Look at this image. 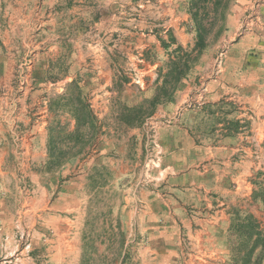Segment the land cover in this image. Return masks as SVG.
<instances>
[{"label": "crops", "instance_id": "obj_1", "mask_svg": "<svg viewBox=\"0 0 264 264\" xmlns=\"http://www.w3.org/2000/svg\"><path fill=\"white\" fill-rule=\"evenodd\" d=\"M197 1L0 0V254L83 264L92 199L117 208L107 239L119 224L137 264H225L236 217L264 234V0H221L222 53L167 85L177 49L197 57L198 22L219 0ZM76 95L95 139L47 171L79 125ZM149 124L165 153L154 182Z\"/></svg>", "mask_w": 264, "mask_h": 264}, {"label": "rangeland", "instance_id": "obj_2", "mask_svg": "<svg viewBox=\"0 0 264 264\" xmlns=\"http://www.w3.org/2000/svg\"><path fill=\"white\" fill-rule=\"evenodd\" d=\"M234 1L235 0H225L224 6L227 2L232 5ZM210 3L213 6H209L210 5L209 4L207 5V9L205 10V12L206 11L209 12L210 15L208 17L207 16L204 17L203 16L204 14H202L201 16L202 18H204L203 25H205V27L207 28V32L205 34V43L207 45V48L201 53L199 59L196 62V65L201 70H204L206 68L207 62H211V60L217 59V57H219L223 51V48L219 43V39L221 35L224 33L223 21H225V16L221 14L223 10L221 8L222 7L221 0ZM143 129L146 138V148H145L146 160L144 161L143 169L146 173L147 180H152V182H154L155 181L154 173L162 168V162L165 155L159 140L160 127L157 126V124H149L147 126H143ZM55 133L60 135L61 131ZM86 133L91 134L93 140L95 139L94 135L96 134V131H94V134L89 131H87ZM90 142H91V138H90ZM60 143H59L60 147H62L61 145L64 146L67 144L63 142H62L63 144ZM86 147L87 145L85 146L82 145L80 147L77 146V148L71 151V153L76 154L77 152H83L84 148ZM70 150H68L67 152H69ZM77 159H72L69 162L73 163L74 161H77ZM157 161L160 162V165L157 164ZM147 182L148 181H146V184ZM23 189L26 192L29 190L28 188H24V187ZM27 193L29 194V192ZM91 202H98V205L91 206L89 208L88 223L84 234L85 237H83V251L85 253L83 264H123L122 261L125 255L123 256L121 253H122L124 241L119 236V233H121V229L120 227L118 228V224H117V231L116 232L113 231L111 233L112 235L116 234L117 236L115 238L107 239L108 238L107 236H109L108 234H110L108 233L110 229L109 224L110 221L113 219V215L115 214L117 208L113 209L112 207V209H110L108 206H106L107 201L104 200L94 201L92 199ZM234 235L236 234L232 233L226 236L225 240L223 241L224 249H222V242L221 245H219L221 246V250H224L223 258L225 264H254V262L258 260L259 257H262V255L264 254V249L261 246H257L254 254H252L251 256V260L249 261L247 255L248 253H250L252 245L250 244L249 247H246V245H244L245 238L238 234L236 236ZM18 241L20 242L19 244L21 248L25 251L27 250V254H31V249L29 248V244L31 240L24 238V240L21 241L19 239ZM127 257L129 259V256ZM124 261H125L124 264L126 263L137 264L134 261L131 262V260H124ZM0 264H21V263H19V261L17 260V254L10 255L9 252V254L6 253L0 254ZM258 264H264V259L259 260Z\"/></svg>", "mask_w": 264, "mask_h": 264}, {"label": "trees", "instance_id": "obj_3", "mask_svg": "<svg viewBox=\"0 0 264 264\" xmlns=\"http://www.w3.org/2000/svg\"><path fill=\"white\" fill-rule=\"evenodd\" d=\"M208 1L209 0H198L197 5L205 4ZM198 17L200 19V16L196 14L195 19L197 21H198ZM203 21H204V18L200 19V21L198 22V41H197V44L194 50L197 52V55H196L197 57L192 56L194 52L184 53L182 48L177 49V52H179V55H178L179 57H177L178 60L176 62L171 63L172 66H171L170 72L172 73V77L170 78V80H168V78L165 79V84L168 85L170 82L172 83L174 79L177 80V77L174 78V73H176V76H181V75H185L186 72H189L191 67L194 64H196L201 53L207 48V45L205 43V34L207 32V28L205 27V25H203ZM73 88H74L73 90L76 91L77 89L76 84H73ZM165 97L167 98V95ZM68 103L71 104L70 105L72 106L71 108H73V106L75 105L78 106V107L75 106V108H73L71 112L75 116H77L79 125L77 126L76 131L73 134H71V136L66 137V139L62 140L63 143H70L71 146L69 149H63V147H60L59 144H57L54 147L55 151L53 152V156L51 155L47 163V166H46L47 171H50V172H54L60 169L61 166H63V164H66L68 161H71L73 157H76L78 154H80L81 152L72 154L71 151L77 148V146L80 147L82 145L84 146L88 145L90 142L89 135L91 134H87L86 132L89 131L94 134V131H95L94 130L95 127L93 125H91L90 127L84 128V126L87 123L94 120V117L92 116V113L88 110L86 105L83 104L80 95L73 96L72 98H70ZM69 104L66 105L65 103L64 106L69 107ZM58 106H61L60 101L58 103ZM139 113H141V111H139ZM68 150L70 151L67 152ZM67 155L70 156V158L67 159L66 158ZM258 197L263 201V204H264V192H261L258 195ZM119 227L120 225L118 224V228ZM232 233H235L236 235L238 234L244 237L245 238L244 242L246 243V244L244 243V245H246V247H249L250 244L252 245L251 251L247 255L249 258V261L251 260V256L252 254H254L257 246H261L264 249V234L262 233V231L259 230V226L255 224V222L251 218L249 217H246V218L238 217L237 218L236 217L229 230V235ZM263 259H264V254L262 255V257H259L258 260L254 262V264H258L259 260H263ZM124 260H128V257L126 255L122 261L123 264L125 263Z\"/></svg>", "mask_w": 264, "mask_h": 264}, {"label": "built area", "instance_id": "obj_4", "mask_svg": "<svg viewBox=\"0 0 264 264\" xmlns=\"http://www.w3.org/2000/svg\"><path fill=\"white\" fill-rule=\"evenodd\" d=\"M23 81H24V82H26V79H25V78H23ZM157 164H158V165H160V162H159V161H157Z\"/></svg>", "mask_w": 264, "mask_h": 264}]
</instances>
